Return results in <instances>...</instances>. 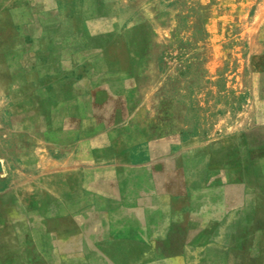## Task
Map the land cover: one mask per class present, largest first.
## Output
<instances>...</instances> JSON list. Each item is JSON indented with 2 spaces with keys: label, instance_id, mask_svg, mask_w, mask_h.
Segmentation results:
<instances>
[{
  "label": "rangeland",
  "instance_id": "374dc122",
  "mask_svg": "<svg viewBox=\"0 0 264 264\" xmlns=\"http://www.w3.org/2000/svg\"><path fill=\"white\" fill-rule=\"evenodd\" d=\"M89 73L99 89L82 97L113 125L111 143L93 148L90 178L54 174L49 198L0 194V237L13 240L0 264H264L254 213L242 209L229 250L205 256L199 220L221 189L264 188V0H0V192H25L32 162L39 193L38 162L64 153L27 148L12 129L19 93L34 87L47 109L49 78ZM148 165L161 192L143 197ZM13 204L33 211L17 216L32 228L6 229ZM141 204L170 206L177 223L144 238L113 223L117 208Z\"/></svg>",
  "mask_w": 264,
  "mask_h": 264
},
{
  "label": "crops",
  "instance_id": "0c3cea01",
  "mask_svg": "<svg viewBox=\"0 0 264 264\" xmlns=\"http://www.w3.org/2000/svg\"><path fill=\"white\" fill-rule=\"evenodd\" d=\"M88 68L91 69V66ZM60 79L61 78L56 79V77L53 76L49 78L46 83V85L54 86L55 89V94L52 96L55 104L50 108L45 109L43 105L39 104L38 98L36 97L38 93L34 92V87L33 90L31 88L28 89L25 94L19 93L20 97H24L25 100L24 103L20 105V108H17L16 116L11 117L10 124L16 133L26 134L27 148L38 150H63V156L56 160L53 158L50 160L42 158L41 161L38 162L37 170L38 167H41L40 178L45 181L39 193H35V189L30 185L31 182H28L29 180L33 181L34 178V168L31 162L30 168L26 167L25 177L27 183L25 192L19 193L8 188L1 191V195L5 194L6 196L12 197H33L35 195L42 198H49L51 195H55L51 190L56 188L49 182L52 180L51 177H54V174L58 181H64L66 173L85 174L86 177L90 178V175L95 171L94 166H96V156L93 155V148L97 146L99 139L110 142L108 139L111 135L109 133V128L113 125H109L107 122L99 124L97 117H99V115L101 116V113L99 114V111L95 107V103H93L92 100H90V102L86 100L88 96L82 97V87L88 86L90 89L87 92L92 93V88L96 90L99 89V79L101 78L89 73V76L83 78L73 76L71 78L65 77L64 80ZM104 86L103 88H106ZM16 94L18 95V93ZM83 101L86 103H83ZM77 150H79V152H76ZM58 160L60 161L57 163ZM57 164H63L65 167L59 168ZM0 165V170H2L5 165L1 162ZM111 166H113V158L111 159ZM146 169L147 174L142 176L143 182H146L148 186L153 185V188H144V190H141V194L143 193V197L153 191L155 192L154 195H156L157 192L160 194L161 190L159 189L157 191L155 189L156 187H154V182L158 175L149 173L151 165H148ZM246 189H250L252 192H250V190L246 192ZM11 190L14 192L11 193ZM57 194L61 195L60 193ZM248 195H250L249 197L251 199H247V204L242 206L241 198ZM253 197H264V188L260 189L257 185L253 188V185H250L249 188H244V192H242L240 186H234L219 191L215 196L212 210H204L199 219L201 221V231L207 236L204 256L206 254L208 255L210 252L221 253L222 251L226 252V250H229L234 239L236 241V238L239 237L236 229H238L242 220V209L245 214L252 215L254 213L253 217H256V221L260 220V224L263 225L264 204H260L258 200ZM5 208L7 212L6 223L4 224L6 225V229L17 230V228L23 226L32 228L30 220L24 222V224L23 221L20 222L17 217L19 213L29 214L31 212L27 210L28 208L26 206V210L18 204L9 205ZM31 213H33V211ZM116 214L117 215L112 218L113 223L117 226L118 223L119 225L132 224L135 228L141 230V238L152 235V237H155V235H158L156 237H160L162 228L168 230L177 223L174 212L170 206L155 205L151 207L141 204L133 207L132 211L121 206L117 208ZM255 214L257 215L255 216ZM262 225L257 224V226H254L255 239L261 237L260 231L263 227ZM0 228H2V225H0ZM0 243L10 245L13 243V240L11 236H3L0 237Z\"/></svg>",
  "mask_w": 264,
  "mask_h": 264
},
{
  "label": "water",
  "instance_id": "95a60500",
  "mask_svg": "<svg viewBox=\"0 0 264 264\" xmlns=\"http://www.w3.org/2000/svg\"><path fill=\"white\" fill-rule=\"evenodd\" d=\"M0 169H1V165H0Z\"/></svg>",
  "mask_w": 264,
  "mask_h": 264
}]
</instances>
